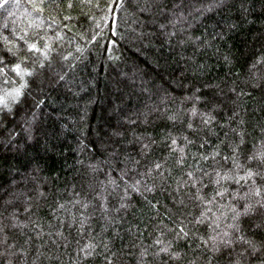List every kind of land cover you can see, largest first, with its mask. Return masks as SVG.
<instances>
[{"label":"trees","instance_id":"obj_1","mask_svg":"<svg viewBox=\"0 0 264 264\" xmlns=\"http://www.w3.org/2000/svg\"><path fill=\"white\" fill-rule=\"evenodd\" d=\"M0 98V264H264V0H8Z\"/></svg>","mask_w":264,"mask_h":264},{"label":"snow or ice","instance_id":"obj_2","mask_svg":"<svg viewBox=\"0 0 264 264\" xmlns=\"http://www.w3.org/2000/svg\"><path fill=\"white\" fill-rule=\"evenodd\" d=\"M6 3H8V0H0V5H3V4H6ZM69 6H71V5H69ZM65 19H68V17H65ZM31 47H32L33 49L36 48L35 45H32ZM17 70H19V65H17ZM17 95H19V92H17ZM0 103H3V99H2V98H0ZM173 143H175V141H173ZM259 155H260V158H261V159H264V152H261ZM156 167L159 168L160 165H156ZM191 175H192V174L189 173V176H191ZM217 175H218V177H219V179L217 180V183H219L220 180H226V179H230V178H231V177H229V176H222V177H221V176H219V173H218ZM253 175H254V173L251 172V171H249V172L247 173V177H239V178L237 179V183L239 182L240 179H245V180H246L247 178H251ZM137 183H139V182H137ZM217 195L223 196L224 193H223V192H220V193H217ZM255 195H256V196H260V195H261L260 189H256V190H255ZM257 204H259L261 207H264V202H262V201H257ZM251 210H252V205H247V206L245 207V212H244V213H239V212H237V213H236V216L239 217L240 215L246 214L247 212H249V211H251ZM181 231H183V229H181ZM227 235H228V233H225V236H227ZM240 239L243 241V237H240ZM244 242H246V243H250V242H248V241H244ZM223 243H225V244H230L231 241H230V240H224ZM162 250L166 251V249H162Z\"/></svg>","mask_w":264,"mask_h":264}]
</instances>
